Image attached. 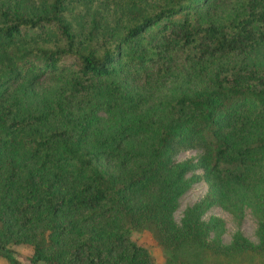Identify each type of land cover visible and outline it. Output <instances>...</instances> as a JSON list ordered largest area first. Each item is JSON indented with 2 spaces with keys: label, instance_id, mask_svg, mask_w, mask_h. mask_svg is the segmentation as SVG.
<instances>
[{
  "label": "trees",
  "instance_id": "16d2710c",
  "mask_svg": "<svg viewBox=\"0 0 264 264\" xmlns=\"http://www.w3.org/2000/svg\"><path fill=\"white\" fill-rule=\"evenodd\" d=\"M215 201L264 214V0H0V257L155 264L145 227L179 264H264V221L208 239Z\"/></svg>",
  "mask_w": 264,
  "mask_h": 264
},
{
  "label": "rangeland",
  "instance_id": "374dc122",
  "mask_svg": "<svg viewBox=\"0 0 264 264\" xmlns=\"http://www.w3.org/2000/svg\"><path fill=\"white\" fill-rule=\"evenodd\" d=\"M194 14H190L193 16ZM181 16V15H179ZM99 115L106 119L108 113L100 112ZM199 155V151L194 148H178L173 154L177 160H183L185 158H192L195 160ZM189 178L190 175H189ZM208 182L204 179H192L188 189L179 197L176 208L173 212V218L177 224H180L184 212L188 207L195 202L201 200L208 193ZM201 218L204 221H210L212 218H217L216 226H211L208 232V239L217 244H230L233 236L240 232L252 243L257 244L260 240L258 234V224L264 221V214L255 212L250 206L245 205L241 215L234 214L231 210L220 204L219 201H215L201 213ZM130 236L138 243L146 246L149 252L154 257L155 264H179L174 259L169 260V250L164 249L152 232L148 228H130ZM13 249V255L21 263L31 264L30 256L32 253V247L30 244H11ZM0 264H9V262L0 257ZM38 264H45L40 261Z\"/></svg>",
  "mask_w": 264,
  "mask_h": 264
}]
</instances>
